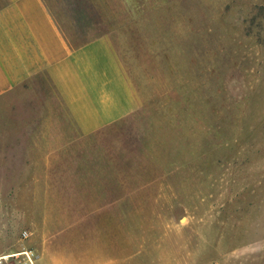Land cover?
I'll return each instance as SVG.
<instances>
[{"label": "rangeland", "instance_id": "374dc122", "mask_svg": "<svg viewBox=\"0 0 264 264\" xmlns=\"http://www.w3.org/2000/svg\"><path fill=\"white\" fill-rule=\"evenodd\" d=\"M46 2L74 45L113 32L92 94L131 106L76 119L41 78L0 96V264H38L55 196L94 200L65 244L108 264H264V0Z\"/></svg>", "mask_w": 264, "mask_h": 264}, {"label": "crops", "instance_id": "0c3cea01", "mask_svg": "<svg viewBox=\"0 0 264 264\" xmlns=\"http://www.w3.org/2000/svg\"><path fill=\"white\" fill-rule=\"evenodd\" d=\"M113 36L109 32L74 45L46 0H0V96L41 78L60 93L63 105L76 119L90 116L88 121L106 122L123 116L131 106L124 93L119 101L92 94V90H98L92 84L100 70L115 69ZM85 88L90 95L83 96ZM53 201L42 210L45 219L56 221H45L42 226L44 237L38 264H108L107 254L101 251L89 246L75 250L65 244L69 233L65 219L95 217L94 200L76 197L65 201L63 196H55ZM103 211L109 210L104 207Z\"/></svg>", "mask_w": 264, "mask_h": 264}, {"label": "bare ground", "instance_id": "6f19581e", "mask_svg": "<svg viewBox=\"0 0 264 264\" xmlns=\"http://www.w3.org/2000/svg\"><path fill=\"white\" fill-rule=\"evenodd\" d=\"M17 254V253H16ZM16 254H14V255H16ZM9 256H13V255H9ZM6 257H8V256H3V257H1V258H6ZM32 261V260H31Z\"/></svg>", "mask_w": 264, "mask_h": 264}]
</instances>
